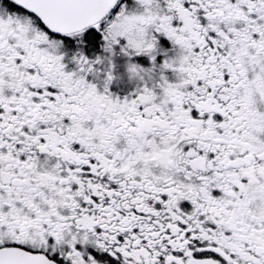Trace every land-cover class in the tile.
<instances>
[{"label": "snow or ice", "instance_id": "6c2138e0", "mask_svg": "<svg viewBox=\"0 0 264 264\" xmlns=\"http://www.w3.org/2000/svg\"><path fill=\"white\" fill-rule=\"evenodd\" d=\"M0 264H264V0H0Z\"/></svg>", "mask_w": 264, "mask_h": 264}, {"label": "flooded vegetation", "instance_id": "af4514ba", "mask_svg": "<svg viewBox=\"0 0 264 264\" xmlns=\"http://www.w3.org/2000/svg\"><path fill=\"white\" fill-rule=\"evenodd\" d=\"M120 69H117V72H120ZM115 96H124L127 91H129V86L122 80H114L110 85L109 89Z\"/></svg>", "mask_w": 264, "mask_h": 264}]
</instances>
